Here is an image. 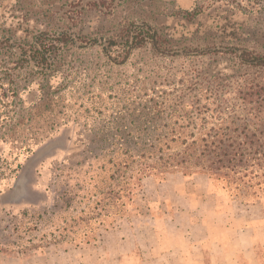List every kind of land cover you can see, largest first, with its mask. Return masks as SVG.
Returning a JSON list of instances; mask_svg holds the SVG:
<instances>
[{
	"label": "rangeland",
	"instance_id": "374dc122",
	"mask_svg": "<svg viewBox=\"0 0 264 264\" xmlns=\"http://www.w3.org/2000/svg\"><path fill=\"white\" fill-rule=\"evenodd\" d=\"M196 8L200 13L188 19L186 11ZM132 22L157 28L166 53L146 44L123 63L119 46L106 53L102 42L123 41ZM62 31L75 36L64 49V68L75 87L61 107L51 109L41 97L54 90L57 74L37 72L30 57H22L42 32ZM243 49L264 54V0H0V264H198L179 250L162 256L166 241L154 232L155 225L161 227L156 219L186 208L191 185L200 180L181 172L146 180L128 213L100 227L90 243L32 248L28 239L50 234L55 228L50 212L78 190L81 176L72 166L90 144L83 128L94 123L82 113L80 96L116 94L122 83L146 77L150 88L211 81L231 97L236 80L253 72L238 58ZM209 190L221 202L217 211L235 212V219L244 215L241 220L250 226L245 232L258 239L255 247L262 253L264 190L247 203L222 179L210 178ZM63 191L66 201L58 197ZM211 216L226 220L224 214ZM36 221L41 226L26 233ZM178 238L172 234L168 244Z\"/></svg>",
	"mask_w": 264,
	"mask_h": 264
},
{
	"label": "trees",
	"instance_id": "16d2710c",
	"mask_svg": "<svg viewBox=\"0 0 264 264\" xmlns=\"http://www.w3.org/2000/svg\"><path fill=\"white\" fill-rule=\"evenodd\" d=\"M199 13L197 8L187 10L186 17L193 19ZM74 38L69 31L42 32L22 57L24 61L30 57L37 72L57 74L54 90L41 97L51 109L61 107L75 87L64 68V49ZM122 38L102 42L106 53L112 45L123 50L119 63L146 44L166 53L158 29L146 22L130 23ZM90 41L95 45L98 39ZM237 55L254 73L236 80L231 97L211 81L150 88L146 77L122 83L116 94L80 96L82 113L94 123L83 128L90 144L72 166L81 176L78 190L67 201L68 191L58 196L66 203L50 212L55 228L37 242L28 239L32 248H44V243H90L100 227L128 213L146 180L177 172L222 179L243 202L256 201L264 190V54L243 49ZM40 226L36 221L25 232Z\"/></svg>",
	"mask_w": 264,
	"mask_h": 264
},
{
	"label": "crops",
	"instance_id": "0c3cea01",
	"mask_svg": "<svg viewBox=\"0 0 264 264\" xmlns=\"http://www.w3.org/2000/svg\"><path fill=\"white\" fill-rule=\"evenodd\" d=\"M195 176L200 180L191 185L193 189L191 188L189 193L186 208L178 207L176 211L164 213V217L155 220L160 221L162 227H154L157 238H163V241L167 242H161L163 252H166L162 253V256L174 254L175 250H179L185 256L193 255L198 264H264V251L261 253L258 246L255 247L258 239H250L245 232L250 226L241 220L240 217L244 215L237 213L238 218L235 219V212L231 214L217 211L221 202L209 190L210 178L201 174L192 177ZM240 204L247 205L242 202ZM217 213L224 214L226 220H222L223 217L220 216L213 219L211 215ZM185 217L189 218L188 223L183 220ZM219 220H222V223ZM258 226L260 224L254 229ZM174 233L178 234L179 238L174 245H169L168 241ZM192 236L197 239L194 240ZM195 248L197 251L192 252ZM185 249H188L187 253Z\"/></svg>",
	"mask_w": 264,
	"mask_h": 264
}]
</instances>
